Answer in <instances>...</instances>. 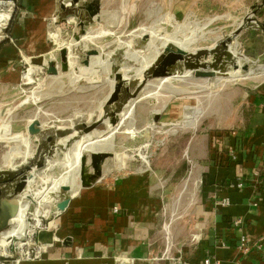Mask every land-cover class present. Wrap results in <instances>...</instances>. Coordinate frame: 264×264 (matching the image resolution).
<instances>
[{
	"label": "crops",
	"instance_id": "obj_1",
	"mask_svg": "<svg viewBox=\"0 0 264 264\" xmlns=\"http://www.w3.org/2000/svg\"><path fill=\"white\" fill-rule=\"evenodd\" d=\"M12 1L9 38L0 42V109L16 96L20 84L32 81V71L23 75V67L29 63L45 64L52 56L54 58L50 53L55 52L48 30L57 0ZM83 1L93 0L80 3ZM138 1L155 0H98L97 21L88 26L82 44L103 53L111 49V55L119 56L124 48L123 37L137 29L135 26L126 32L130 19H136ZM159 1L161 10L171 12L177 19L190 17L194 12L203 19L208 14H205L206 7L213 5V10H221L222 6L235 4L234 11L211 17L212 22L229 19L234 29L248 8L262 0H250L246 5H242L244 0H212L211 4H207V0ZM68 5L67 1L65 6ZM256 16L264 22V6ZM67 21L74 23L71 18ZM56 32L61 33L58 26L50 38L59 42ZM239 40L249 58L263 59L262 31L244 29ZM78 43L68 40L59 42L58 47L64 45L71 53ZM163 47L158 46L156 51ZM69 56L72 66L74 56ZM116 61L120 59L116 57ZM116 61L112 63H121ZM259 73L264 72L255 74ZM252 75L234 73L226 77L235 80L252 78ZM63 79L58 76L48 81L56 87ZM220 79L222 77L212 80L209 87ZM94 80L91 82H97ZM54 88L48 86L41 90L42 101L55 96L67 98V93L54 91ZM44 103L36 107L38 112L24 118L25 129L35 115L41 127L59 126L54 125L60 121ZM184 110L181 125L194 127L200 109L184 106ZM15 128V124L7 123L5 137L11 134L10 129L13 134L28 137L25 131L21 133ZM21 145L25 148L28 142ZM15 148L10 146L7 154L11 156ZM186 149L192 162L193 184L188 183L190 190L179 202L167 198L166 193L158 189L156 179L147 172L112 173L91 186L71 188L63 217L53 221L55 229L52 233L45 231L36 235L39 241L51 242L55 234L59 241H52L42 258L20 264H178L179 257L189 264H203L205 258L211 259L210 264H264V79L255 84L229 87L219 95L202 127L188 140ZM22 154L19 156L23 158ZM1 167L9 166L5 162ZM223 199L228 203L221 205ZM169 219L167 249L162 223Z\"/></svg>",
	"mask_w": 264,
	"mask_h": 264
},
{
	"label": "rangeland",
	"instance_id": "obj_2",
	"mask_svg": "<svg viewBox=\"0 0 264 264\" xmlns=\"http://www.w3.org/2000/svg\"><path fill=\"white\" fill-rule=\"evenodd\" d=\"M249 1L250 0H244L242 5L248 4ZM90 2H96L98 5V0ZM90 2L83 1L82 3ZM207 2V4H211L212 0H207ZM161 5L162 3H160L159 0H155L153 2H136V19H130V25H126V32L136 26V28L146 27L147 29L158 30L159 35H175L177 38L181 39L199 36L201 35V32H198L196 28L206 23L208 18H211L214 15H222L227 12L230 13L229 11H234L236 9L235 4H231L230 7L222 6L221 10L216 8L213 10L211 8L213 5H211L210 7H206L205 14H208H206L203 19L197 17L195 12L189 15L190 17L177 19L171 12L162 11ZM242 10H244V8H241V11ZM170 18H172V20H169ZM126 20L129 23V18H126ZM94 23H92V25ZM230 23L231 21L229 19L217 20L210 23L203 29V31L207 32L204 35V38L198 39L190 46L192 48H208L213 46L215 40L222 36V33L227 34L233 30V27L229 25ZM69 25H71V28L64 29L60 33V36L64 35L67 39L72 38L75 22L69 23ZM223 25H225L224 28L222 27ZM87 29L88 26L86 27V31H88ZM131 37V33L130 35H125L123 37V42H127L131 39ZM239 37L240 35L236 38L235 43L232 46V48L236 46L234 49L238 52V55L234 57V61L238 63V65L247 63L250 69L256 67V64H258V72H264V57L260 61L249 58L243 50V45L241 40H239ZM61 41L66 42L68 40ZM161 41L162 39L157 41L158 46ZM52 47H55V52H51L50 56L54 55L55 60L59 62V50H57L56 45H53ZM132 49L140 50L136 43ZM161 49L162 48H159V50ZM96 50L100 52L98 49ZM125 51L126 48L124 47L121 51H119V56H116L120 59V61H118V63L121 62L120 64L116 65L112 63L113 61H116L115 56L111 55L109 57L108 63L110 64V70H112L115 66L121 67V64L124 63V61L125 68L127 63L128 65L132 64L134 61L133 57H127L125 55ZM108 52L111 53V49ZM141 53L146 52L143 51ZM70 54L75 56L71 61H76L77 63L83 61L82 56L84 55V51L72 49ZM243 56L247 57L248 61L245 62ZM51 58H53V56ZM206 61L210 62L211 57H208ZM251 61H255V63L253 64ZM70 67L69 72L59 71L58 75L52 76L46 74V64H26L22 69V74L24 75L31 70L32 82L20 84L17 87L19 91L16 96L9 103L7 102V105H3L4 103L2 104L0 109V130L4 124L8 123L10 126V124L13 123L15 124L16 131L21 133L25 131V134H27V131L23 126L24 118L30 114H34L37 110L36 107L42 104V102L46 103L44 104L47 106L48 111L54 112V115L58 118V121H60L55 122L54 125L69 126L74 122H84L97 110L100 102L109 92L110 88L108 83L106 81V83L104 82V75L106 74L103 66H93L94 69L93 67L88 68L87 71H75L74 67ZM226 67V73L234 71L233 67L229 63L226 64ZM139 69V64H133L129 68L124 69L121 73H124L123 77L129 78ZM239 72L241 74L246 73L241 69H239ZM73 73L81 74L80 79H82L71 82ZM255 75L256 74L254 73L252 78L248 77L228 80L226 77L227 75L225 74L222 75V79L218 80L212 87H209V83L213 82L212 79L217 76L211 77L210 80H205V78L195 76H189L187 78L166 77L160 82L157 79L150 80V85L138 90L136 96L133 98V102L132 100L128 102V104L130 103L131 105L129 107L126 106L122 114L123 122H120L122 124L113 136L112 144H102L100 140L91 144L87 143V141H82L77 145H74V147L69 146L66 148L65 152L67 158L62 159V161L55 164L52 168L44 169L28 181L26 189L19 198L20 206L18 213L12 219L11 223L14 224L21 215H32L36 207L37 200L41 203L45 214V217L42 218L45 226H48L49 222L54 220L57 221L59 218L63 217L64 212L55 214V202H52V200H54L56 196L55 191L58 187H60V185L68 184L71 188H75L80 185L79 151L83 148H96L95 151H109L112 153V157H109L105 162L106 165L104 164L103 166L104 171L102 172V177L99 178L100 180L101 178L106 177V175H110L112 173L124 171L147 172L154 177V179H156L158 189L164 192V194L166 193L165 195L167 198H170L174 203L179 202L187 191L190 190L189 184H193V181L190 178L192 162L186 151L188 140L198 132L200 127H202V123L207 118V114H209L212 110L214 100L217 99L219 95H221L229 87L250 83L255 84L259 80L264 79V73ZM58 76H62L64 79L62 82H59L56 87L54 86V88L48 79ZM92 79H95L97 82H91ZM48 86L49 88H54V91H62L64 94L67 93V98L63 99V97L55 96L42 101L41 90L47 89ZM84 89L87 90L83 92L80 91ZM36 92H39V95L35 96ZM31 94H34V97L31 96ZM184 106L196 107L201 111L196 117L197 119L194 127L181 125L184 120ZM153 110H156L158 113V123L155 122L156 124L154 126H149L151 123H154L153 116L151 115ZM38 111L39 110H37V112ZM38 115L43 118L41 114ZM36 116L37 115H35V117ZM4 118L6 119L4 120ZM32 119H30V121ZM119 119V117H116L114 119V123L116 124L119 122ZM104 129L105 126L103 125L98 128V130ZM10 133L11 134L6 140L3 141L0 138V167L5 164V162L7 165L11 162L19 164L22 160V157L19 155H21L25 150L21 144L26 145V139L28 137L30 139L33 138L32 136H28V134V137L22 136L20 133L13 134L14 131H11V129ZM101 136H103V134L98 133L96 137ZM11 140L13 141L10 142ZM12 145L14 148L16 147L18 149L15 148L14 152L12 151V155L10 156V154L8 155L7 153ZM35 146L36 142L31 140L29 145L30 150L33 151ZM144 146H147V162H144L139 155V152ZM63 153L53 157L50 162L54 160H61V158L64 157ZM5 154H7L6 158ZM85 154L88 155L86 161V171L87 174L91 175L93 174V168L90 164L89 152H86ZM22 155H24V153ZM15 156L19 157L14 159ZM13 159L14 161H12ZM14 164L12 166H14ZM105 170H107L106 173ZM66 177L73 178V180L65 182ZM99 179L97 181H99ZM77 182L79 184H77ZM49 194L52 196H48ZM7 229H10V226L3 231H6ZM45 231L47 230L43 228L40 232L45 233ZM17 240L19 239L13 238L12 242ZM0 264H4L2 258H0Z\"/></svg>",
	"mask_w": 264,
	"mask_h": 264
},
{
	"label": "water",
	"instance_id": "obj_3",
	"mask_svg": "<svg viewBox=\"0 0 264 264\" xmlns=\"http://www.w3.org/2000/svg\"><path fill=\"white\" fill-rule=\"evenodd\" d=\"M67 1L69 2V5L65 6ZM80 2L81 0H57V7L53 15V21L50 22L48 37L52 44L57 47L56 42L50 38V34L53 33V30H55V26L59 27L60 32L64 29L71 28L67 18L73 17L75 19V26L72 38L69 39L72 41H79L74 49L84 51V55L82 56L83 61L74 66V70L87 71L91 59L94 56H98L100 52H98L95 48L89 46L85 47L80 40L81 37L87 33L86 27L92 25V23L96 21V15L99 12V8L96 2ZM263 6L264 0H262L259 4L249 7L248 10L240 17L238 25L229 33H222V36L218 37L215 40L214 45L211 47L196 48L194 51H185L176 44L167 43L153 61L154 63L152 66L150 65L151 67L140 73L139 78L141 79L139 80L140 83L138 84L139 86L137 85L138 87H136L135 93L130 92V87L135 84V81H133V79H124L122 74L116 73L114 75L113 88L102 107L103 113L97 120L94 129L86 134L76 131L71 125L51 126L48 128L41 127L40 121L37 117H34L31 121H29L26 131L28 136H32L35 140V148L30 155L25 154L19 164L9 166L7 168L0 167V233L8 227L10 221L17 215L20 206L19 197L26 189L28 180L32 178L33 173L35 171L46 169L49 159L63 153L64 150L58 152L59 147H62V149H64L63 147L68 148L69 146H74L78 141H87L92 138L98 131V128L102 125L104 112H106L111 103L116 102L119 99L120 93H122L123 90L124 98H134L137 91L140 89V84L142 85L149 79L170 78L177 76L185 77L187 75L211 79V77H214L217 74L215 73V70L219 71L218 74L220 76L227 74V63H229L234 70L239 68L244 70L246 73H257L258 64H256V67L250 69L247 63L238 65V63L234 61L235 56L232 57L227 55L222 59L219 52L220 50H223L224 52L228 51L244 29L254 28L264 33V22L259 21L256 16ZM58 35L60 36V33H58ZM60 37L64 40H69L65 38L64 35H61ZM143 38L144 39H142L141 42L144 48V42L147 39V36L143 35ZM57 49L59 50L60 60L57 62L55 58H50L45 62L47 75H58L59 71L69 72L71 68L68 49L64 46H60ZM208 57H211L210 62L206 61ZM251 62L253 64L255 63V61ZM209 65L212 66L213 70H207ZM113 68L114 70L119 69L118 67ZM187 71L188 73L186 74ZM124 82H127L128 85H123ZM122 87L124 88L123 90ZM36 95H39V92H36L35 96ZM31 96L34 97V94H31ZM157 120L158 114L153 117L154 122H158ZM70 133H74V135H69L65 140L61 139L64 143L61 145V142H59L56 147H52L51 142L49 141L50 138L47 137L49 134L63 136ZM87 157L88 155L85 153L81 156L80 187L91 186L96 183L100 177H102L103 166L106 160L109 157H112V153L109 151L89 152V160L93 168V174L91 175L87 174L86 171ZM59 188L60 190L52 202H55L56 211L61 213L65 211L70 201L71 187L68 184H62ZM48 196L52 195L49 194Z\"/></svg>",
	"mask_w": 264,
	"mask_h": 264
},
{
	"label": "bare ground",
	"instance_id": "obj_4",
	"mask_svg": "<svg viewBox=\"0 0 264 264\" xmlns=\"http://www.w3.org/2000/svg\"><path fill=\"white\" fill-rule=\"evenodd\" d=\"M71 18V20H74L75 19L73 17H69ZM68 19V18H67ZM165 19V18H164ZM163 20V19H162ZM171 20V19H169ZM166 21V20H165ZM213 21V18H210L206 23H204L203 25L199 26L196 28V30L198 32H201V35L199 36H194V37H186L184 39H181V38H177L175 35H172V36H168V35H159V31L158 30H154V29H147L146 27H140V28H137L135 29L134 31L131 32V39L128 40L127 42H124V46L126 48V51H125V55L128 57V56H132L134 61L132 62L131 65L133 64H139L140 65V69L134 73L131 77L129 78H125L124 79H133V81H135V84L132 85V87H130V92H133L135 93L136 92V87H138L139 83H140V79L139 78V75L140 73H142L143 70L149 68L152 66V64L154 63L153 61L155 60V58L157 57V55L162 51V48L161 50H159L158 52L156 51V48L158 47L157 45V41H160L162 39V41L160 42V45H166L167 43H172V44H176L178 47H181L182 49H184L185 51H194L196 48H192L190 45L193 44L195 41H197L198 39H202L204 38V35L207 33L205 31H203V29L209 25L211 22ZM161 22V21H159ZM167 22V21H166ZM169 22V21H168ZM163 23V22H162ZM159 27V26H158ZM162 27V25H161ZM164 27V26H163ZM176 29V28H174ZM196 31V32H197ZM177 32V31H176ZM213 32V31H212ZM87 34V33H86ZM86 34L84 36H86ZM163 34V33H162ZM143 35H146L147 36V39L145 40L144 42V48L142 46V39L143 38ZM179 35V34H178ZM56 36L58 37L57 39L58 40H64L62 39L58 33L56 32ZM82 36L81 39L84 37ZM70 40V39H69ZM136 40V42H135ZM72 41V40H70ZM81 41V40H80ZM59 42H62V41H59ZM59 42H56L57 44V47H58V43ZM72 42H79V41H72ZM136 43L137 47L140 48V50H135V49H132V47L134 46V44ZM122 45V44H121ZM64 46V45H63ZM235 46V45H234ZM60 47V46H59ZM58 47V48H59ZM66 47V46H64ZM236 47V46H235ZM234 47V48H235ZM67 48V47H66ZM142 48V49H141ZM234 48H230L228 51L224 52L223 50H220L219 52V55L223 58H225L227 55L229 56H237L238 55V52L234 49ZM68 49V48H67ZM145 51L146 53H141ZM68 52L70 54V50L68 49ZM141 54V55H140ZM111 56V53L110 52H107V53H103V52H100L98 56H94L91 61H90V65H89V68H92L93 66H96V64H98L99 62L103 63V67H104V71H105V74H106V82L108 83V86H109V92L106 94V96L102 99V101L100 102L97 110L92 113L84 122L82 123H79V122H74L72 123V128L75 129L76 131H80L83 132V133H88L90 132L92 129H94V126L97 122V120L100 118V116L102 115L103 113V110H102V107L105 103V100L106 98L108 97V95L110 94L112 88H113V83H114V75L116 73H119V74H123L124 73H120V70H124V69H127L129 68L131 65H128V63L126 64V68L124 67L125 66V61L124 63L121 64V67H118L119 69H115L112 68V70H110V64L108 63V59L109 57ZM75 57V56H74ZM80 58V57H79ZM121 58V56H120ZM126 58V57H125ZM244 59H247V57L243 56ZM131 59V58H130ZM132 60V59H131ZM80 61V60H79ZM112 61V60H111ZM123 62V61H122ZM238 62V61H237ZM118 63V62H117ZM78 63L76 61H73V64H72V67L76 66ZM93 65V66H92ZM117 65V64H116ZM151 65V66H150ZM241 65V64H240ZM117 67V66H115ZM258 67V66H257ZM94 69V67H93ZM207 70H213L212 69V66H208L207 67ZM217 73L215 76H217L216 78L212 79V80H216L217 78H221L222 76L218 75V70H215ZM72 72V71H71ZM93 72V71H92ZM40 73V72H39ZM188 73V71L186 72V74ZM238 74V75H243V76H246V75H250V74H253V73H245V74H241L239 72V68L237 70H234L233 72L230 71L228 72L227 74ZM190 74V73H189ZM226 74V75H227ZM85 75V73H84ZM35 76V75H34ZM81 77V74H76V73H73V76L71 77V82H74V81H77V80H81L80 79ZM86 77V76H85ZM180 77H183V76H177L175 78H180ZM192 77V76H191ZM56 78V77H55ZM34 79V78H33ZM157 79L159 82L162 81L164 78H155ZM150 80L152 79H149L147 80L146 82H144L142 85L140 84V89L146 87V86H149L150 85ZM205 80H210V79H205ZM35 81V80H34ZM32 81H30L29 83H31ZM105 82V83H106ZM79 83V82H78ZM80 84V83H79ZM128 85L127 82H124L123 85ZM75 85V84H74ZM107 85V84H106ZM138 85V86H137ZM81 87V86H80ZM124 88L122 87V90ZM139 89V90H140ZM123 93V94H122ZM122 93H120V97L119 99L116 101V102H113L109 105V107L107 108L106 112H104V117L102 118V125L105 126V129L104 130H98L95 135L88 139L87 140V143L91 144L93 142H96V141H99L102 143V144H109L111 145L112 144V138L113 136L115 135V133L118 131V128L121 126L122 123L120 122H123L122 120V114L127 107H129L131 104L128 102H130V100H132L133 102V98H124V90L122 91ZM131 109V108H130ZM129 109V110H130ZM160 113V112H159ZM157 113L156 110H153L151 112V115L154 117ZM10 115V114H9ZM116 117H119L120 121L117 122L116 124L114 123V119ZM6 118H4L5 120ZM9 119V118H8ZM6 122V121H4ZM129 122V121H128ZM3 123V122H2ZM158 123V122H157ZM4 124V123H3ZM7 124V123H6ZM6 124H4V126H2V129L0 130V138L1 140H6L7 137H5L4 135V128L6 126ZM156 123H151L149 126H154ZM1 127V126H0ZM122 130V129H121ZM76 133V132H74ZM74 133H70V134H67V135H63V136H55L56 134H49L47 137L50 138L49 141L51 142V145L52 147H56L57 143L61 142V145L62 143V140H65L67 139V137L69 135H74ZM98 133H101L103 134V136L101 137H96ZM105 133V134H104ZM26 141L28 142V145L25 146V152H24V155H30L31 154V150L29 148V145H30V138H27ZM82 142V141H80ZM79 143V141L75 144L77 145ZM100 143V144H101ZM59 145V144H58ZM74 147V146H73ZM64 149H62V147H59V151L58 152H61L63 151L64 153V157L61 158V160H54L52 162H50L51 159H49L48 161V164L46 166V169L48 168H52L55 164L59 163L60 161H62V159L64 158H67L66 156V152H65V147H63ZM96 149V148H95ZM95 149L93 148H83L79 151V156H80V166H81V156L86 153V152H90V151H95ZM139 155L141 156L142 160L144 162H147V158H148V154H147V146H144L142 148V150L139 152ZM55 157V156H54ZM108 160V159H107ZM106 160V161H107ZM13 163H8V166H12ZM106 165V164H105ZM108 170V168H107ZM105 170V173L106 171ZM40 171H43V170H39V171H35L33 173V176H36L37 174L40 173ZM104 171V170H103ZM74 176V175H73ZM72 176V177H73ZM76 178V176H75ZM73 178H70V177H66V181L65 182H69V181H72ZM29 181V180H28ZM78 181V180H77ZM77 184H79L77 182ZM60 190V188L58 187V189L55 191L56 195L58 194V191ZM71 191V190H70ZM20 198V197H19ZM36 207L34 209V212L32 215L30 216H24V215H21L20 217H18L19 219L13 224L11 223L10 221V224H11V229H8L6 231H2L0 233V254L1 253H6L7 252V249L9 247V243L10 241L8 240L9 237L11 236H15L16 238H21V236H26L27 238V243L28 244H32L33 243V233H34V230L35 228L37 227H43L44 226V222L42 220V218L45 217V214L43 212V208L41 206V203L36 202ZM55 214H58V211H56ZM50 228H54V224H53V221L49 222V225H48ZM18 246L19 247H24V243L18 241L17 242ZM42 258V257H41ZM21 263V262H20ZM19 263V264H20ZM15 264V263H14Z\"/></svg>",
	"mask_w": 264,
	"mask_h": 264
},
{
	"label": "built area",
	"instance_id": "obj_5",
	"mask_svg": "<svg viewBox=\"0 0 264 264\" xmlns=\"http://www.w3.org/2000/svg\"><path fill=\"white\" fill-rule=\"evenodd\" d=\"M14 10V2L12 0H0V42L9 38L8 34V27L10 23V19L12 16V12ZM238 186H241V183L238 184ZM228 200L223 199L220 204H227ZM175 214V211L173 212ZM170 219L167 221H163L162 227L166 235L167 239V249L169 248V226H170ZM11 229V224H9ZM46 229L47 231H53L55 228H50L49 226H43V227H37L34 230L33 233V243L28 244L27 243V238L26 236H21V238H17L19 240L12 242L13 238H16L15 236L9 237V247L7 249L6 253H1L0 258L3 259V262L5 264H19L20 262L23 261H28V260H34V259H40L42 255L47 251L48 246L52 244V241L56 242L59 241V238L55 235L52 234L51 242H42L37 240L36 235L39 233L42 229ZM8 230V229H7ZM20 241L24 243V247H19L17 242ZM178 264H189L188 261H186L183 258L179 259L177 258ZM2 263V262H1ZM211 259L205 258L203 261V264H210Z\"/></svg>",
	"mask_w": 264,
	"mask_h": 264
}]
</instances>
